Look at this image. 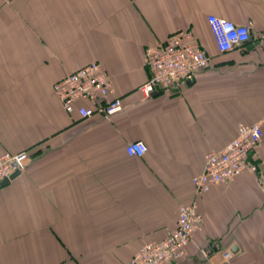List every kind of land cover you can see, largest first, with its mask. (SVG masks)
<instances>
[{
	"label": "crops",
	"instance_id": "0c3cea01",
	"mask_svg": "<svg viewBox=\"0 0 264 264\" xmlns=\"http://www.w3.org/2000/svg\"><path fill=\"white\" fill-rule=\"evenodd\" d=\"M210 15L248 25L251 39L221 52ZM179 30L210 64L147 98L146 50ZM263 33L264 0H0V155H30L0 187V264H129L192 202L201 226L167 264H264V137L258 171L202 195L193 183L208 152L264 118ZM96 60L123 110L68 113L54 83ZM134 140L144 155L128 154Z\"/></svg>",
	"mask_w": 264,
	"mask_h": 264
},
{
	"label": "built area",
	"instance_id": "2783aa9c",
	"mask_svg": "<svg viewBox=\"0 0 264 264\" xmlns=\"http://www.w3.org/2000/svg\"><path fill=\"white\" fill-rule=\"evenodd\" d=\"M209 25L221 52L242 46L251 39L248 25L236 24L217 15H210ZM264 46V33L260 37ZM148 79L140 86L145 97L175 85L194 81L198 73L210 64V56L190 30H179L163 42L149 46L146 50ZM68 113H77L81 118L96 114L106 117L123 110L122 98L116 95L112 79L100 61H92L65 74L53 86ZM264 118L252 124H240L238 132L223 149L206 154L203 171L193 179L197 195H202L219 183H227L245 171H258L257 147L264 137ZM130 155L142 156L148 151L143 140L127 144ZM28 151L4 152L0 155V187L16 172L28 167ZM202 215L196 202L182 204L178 211L176 228L166 238L143 245L129 264H167L178 261L187 251ZM230 258L232 252H224Z\"/></svg>",
	"mask_w": 264,
	"mask_h": 264
},
{
	"label": "water",
	"instance_id": "95a60500",
	"mask_svg": "<svg viewBox=\"0 0 264 264\" xmlns=\"http://www.w3.org/2000/svg\"><path fill=\"white\" fill-rule=\"evenodd\" d=\"M194 81H189L188 84H193ZM20 173L16 172L15 174L12 175L11 179H14L15 177H17ZM11 179H7L5 181L2 182L1 186L7 185L8 183H10Z\"/></svg>",
	"mask_w": 264,
	"mask_h": 264
}]
</instances>
